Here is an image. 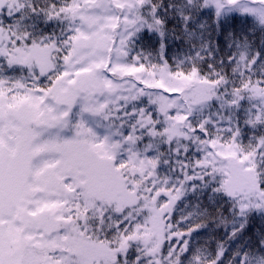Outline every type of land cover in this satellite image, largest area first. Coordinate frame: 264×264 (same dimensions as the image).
<instances>
[{"label": "snow or ice", "instance_id": "1", "mask_svg": "<svg viewBox=\"0 0 264 264\" xmlns=\"http://www.w3.org/2000/svg\"><path fill=\"white\" fill-rule=\"evenodd\" d=\"M0 264H264V0H0Z\"/></svg>", "mask_w": 264, "mask_h": 264}]
</instances>
